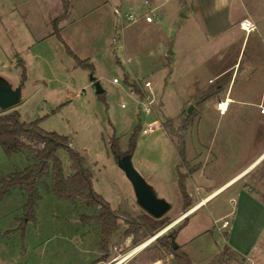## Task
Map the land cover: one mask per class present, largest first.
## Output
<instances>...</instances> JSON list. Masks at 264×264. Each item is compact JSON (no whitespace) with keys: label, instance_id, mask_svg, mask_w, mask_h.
<instances>
[{"label":"rangeland","instance_id":"374dc122","mask_svg":"<svg viewBox=\"0 0 264 264\" xmlns=\"http://www.w3.org/2000/svg\"><path fill=\"white\" fill-rule=\"evenodd\" d=\"M137 1L78 0L75 10L69 12L68 20L72 23L57 33L55 14L59 19L67 16L69 2L68 5L63 3L61 8L55 0H43V5L39 0H0V81L13 88L22 85L20 103L10 110L0 109V115L17 111L23 122L41 119L44 130L68 137L70 148L86 159L93 174V189L120 217L119 230L110 241L107 264H150L154 258L166 256V250L156 239L124 259L196 206L184 209L185 197L180 193L177 180L180 175L189 176L185 182L189 185L191 204L200 203L201 196H205L197 190L200 184H207L211 191L225 183L235 170L255 156L261 142L244 146L243 112L235 108L237 105H232L228 113L220 114L213 103L217 106L224 97L201 102V97L216 91L218 85L226 88L229 75L212 79L213 73L197 69L198 77L193 54L188 56L193 62L188 68L180 62L175 65L178 68L174 67L173 55L167 56L165 52L157 55L156 46L163 34L155 28L161 24L151 27L140 19L130 23L119 44L122 47L113 50L112 39L120 35V20L115 9L124 15L130 12L133 17H139L143 12L136 9ZM89 4L98 8L88 14ZM128 7L134 9L127 11ZM161 23L168 25L167 34L174 31L171 36L177 38L181 46L187 45L191 37L180 29L179 23L171 27L165 18ZM196 35L193 46L203 41L201 32ZM172 42L173 50L180 54L183 47H178L175 39ZM78 60L89 67L80 66ZM245 63L246 58L237 80L239 91ZM127 76L130 82L137 84L140 94H151L145 87L147 81L151 83L155 116L140 110V96L126 84ZM96 84L101 86L103 94L97 93ZM190 106L193 110L188 113ZM156 119L159 125L154 133L143 135L142 130L138 131L131 160L157 197L167 200L171 208L164 215L166 226L154 235L141 237L140 243L134 246L131 244L133 236L125 234L127 229L133 230L128 222L137 221L146 212L137 202L131 181L117 163L111 143L117 139L120 150L125 153L133 133ZM187 121L190 125L183 129ZM198 123H201L200 131ZM182 143L186 147V162L180 160L178 154ZM57 154L65 174H73L75 170L68 152L61 149ZM37 163L31 152L8 157L0 146L2 178L33 168ZM199 168H203L199 179L195 175L190 177ZM47 182L51 183V176ZM40 192L43 199L37 208L38 226L31 223L27 229L29 241L39 236L42 244L37 247L38 251L64 250L69 257H74L80 251L90 250L92 259L102 253V225L81 220L82 215H95L98 210L87 208L80 201L74 204L58 200L48 192L46 185L40 186ZM227 195L228 191L210 199L207 205L186 216L189 218L186 223L166 230L159 238L176 232L177 242L181 244L194 239L195 242L186 244L184 249L193 254L195 264H210L209 258L224 245L223 221L213 229L215 218L231 206ZM25 203L26 197L18 190L0 201V264H9L8 261L15 264L17 259L13 257L16 255L19 259L24 251L22 234H12L10 230L16 226V218L22 225ZM139 231L142 235L144 229ZM83 255L88 258V254ZM220 259L237 261L232 254ZM252 259L254 264H264V250H256Z\"/></svg>","mask_w":264,"mask_h":264},{"label":"crops","instance_id":"0c3cea01","mask_svg":"<svg viewBox=\"0 0 264 264\" xmlns=\"http://www.w3.org/2000/svg\"><path fill=\"white\" fill-rule=\"evenodd\" d=\"M39 1L43 5V0ZM64 1L69 2V5L66 4L68 5L66 9L68 11L66 13L67 16L59 19L60 16L55 14V20L58 19V21H55V26L59 31L63 30L68 23H72V20H68L69 12L75 10V3L78 0H55V3L57 2L61 7L65 3ZM121 1L123 3L124 0ZM137 2L138 4H135L136 9L143 12L139 14V17H142L144 13L150 10H154L157 15L153 24H147L142 20L146 25L155 27L161 24V27H156L155 29L159 34L165 36L162 35L158 41L156 46L157 55L162 52H165L167 56L173 55L174 67L178 68L177 66L180 62V64L183 63L188 68L193 66V62L188 59V56L193 54L196 66L195 72L198 77V73L201 71L213 73L212 79L229 75L226 88L218 85L217 90L212 93V98L224 97L225 100H222V102L229 100L227 113L232 109V105H237L239 108H235L242 110L245 147L249 145V142L255 144L257 141L256 143L258 144L261 141L258 151L254 154L255 156L250 158L242 168L235 170L231 178L225 183L211 191L206 187L207 184H200L201 187L197 190L202 192L200 195L205 194V196H201L202 201L200 203L193 202L197 204H191L189 200L190 206L186 208V201L184 200L185 210L190 209L193 205L197 206L202 203L200 207L194 210L196 211L207 205L210 199L228 191L226 200L231 206L215 218L213 229L215 230V227L219 226V221L229 222V227L223 229L228 233V239H225L224 234L222 235L224 245L216 254L209 258V263L237 264V261L242 262V259H244L243 264H254L252 258L255 251L264 250V113H262V109H264V0H138ZM58 5L56 4L55 8ZM89 5L87 8L88 14L96 11L98 8ZM133 9V7H128L127 11H132ZM164 18L169 20L171 27L177 26L179 23L180 29H184L191 37L186 41L187 45L184 46H181L177 38H174L177 41L175 44H178V47H183V49L181 48L182 51L178 52L180 53L178 55L172 46L174 39L171 34L174 31L171 34H167L165 29L168 25L165 26L161 23ZM245 19L252 21L256 25L255 31L247 33L241 29L240 22ZM196 32L202 33L203 41L199 42L201 47H199V43V46H193V42L197 41ZM193 34L195 37H193ZM203 34L205 37H203ZM204 55H206V58L203 57ZM245 58L244 75L241 78V84L243 85L242 89H240L241 91H239V89H236L237 80L239 79L240 68ZM240 61L241 64L239 66ZM209 65L211 68H209ZM216 67H219L217 71L215 70ZM197 69L200 71L198 72ZM221 103H218L217 106L213 103L218 111H220ZM220 114L224 113L220 111ZM200 124H197V130L199 131L201 130ZM202 171L203 168L195 169L193 175L190 177L195 175V178L198 180ZM188 177L185 176V179L187 180ZM179 178L177 179L178 188L180 189V193H182ZM184 184L186 193L189 196L188 192L190 190L187 189L189 185L186 182ZM112 209L114 210L113 207ZM190 211L189 213L186 212L188 213L186 216L193 212V210ZM186 213H183L181 217ZM186 216L176 219L167 230L186 223L189 219ZM15 220L16 226L10 232H13L12 234H22L21 241L24 247V251L20 253L19 259L16 255L13 257L17 259L15 264H107L110 253L103 260V256L106 254L102 250V253L95 255V259L89 256L90 250L87 253H85L86 251H80V254H75L74 252V257H69L70 254L64 250L38 251L37 247H40L42 244L39 236H35V241H29L27 235L29 224L32 223L33 226H38V218L36 223L24 221L22 225H20L21 223L18 218ZM19 227H23L24 229H20ZM163 231L165 232L166 230ZM173 242L188 256L191 263L195 264L193 254L184 249L186 244L194 243V239L181 244L177 242V238L175 237ZM226 245L230 247L231 253H233L237 261L229 262L224 260L217 263L216 259L222 254ZM83 254H88V258L86 259ZM8 263L14 264V262L9 261ZM116 264H121V262ZM150 264L177 263L172 254L166 253V256L162 258H154Z\"/></svg>","mask_w":264,"mask_h":264},{"label":"trees","instance_id":"16d2710c","mask_svg":"<svg viewBox=\"0 0 264 264\" xmlns=\"http://www.w3.org/2000/svg\"><path fill=\"white\" fill-rule=\"evenodd\" d=\"M67 4V2H65ZM58 21V19L56 20ZM56 32L59 29L55 26ZM82 67H89L84 61L78 60ZM91 69H94L90 65ZM25 77V76H24ZM126 84L131 90L140 95V90L135 82H130L129 76L126 77ZM104 93V92H103ZM102 93V94H103ZM101 95V94H100ZM212 93L202 96V103L212 97ZM42 120L37 119L33 122L26 123L21 120V116L17 111L10 114L0 115V146L8 157L18 155L23 152H31L34 154L38 163L33 168L16 172L8 177H0V201L13 195L18 190L26 197V203L23 207V222H34L37 220V208L39 202L43 199L40 192V186L46 185L49 193H52L58 200L68 201L70 203H80L90 209L98 210L95 215H82L81 220L84 223L98 222L102 225V241L100 243L101 250L106 254L103 260L110 253V241L119 230V215L114 211L110 203L93 189V174L87 166L86 159L75 149L70 148V139L55 132H48L41 127ZM183 129L187 128L190 121L185 122ZM188 123V124H187ZM129 139L128 150L123 153L115 139L111 143V149L117 163L126 156H132L137 144L138 131ZM64 149L68 152L72 162L74 173L66 175L63 163L58 156V151ZM180 160L186 162V147L182 143L179 148ZM51 176V183L48 184L47 178ZM181 191L186 201V208H189V196L185 189V176L180 175L179 178ZM129 226L133 228L125 231L126 236H133L132 245L137 246L142 238H147L160 231L167 224L166 217L156 219L148 213H144L137 221H129ZM24 229L23 227H19ZM140 229H144L142 235ZM24 234V230H23ZM176 237V232L158 238L157 242L166 250L167 254H172L177 264H192L188 256L182 252L179 246H172V242ZM225 239H228V233H224ZM231 253L228 245L224 247L222 254L216 259L217 263L224 261L221 256L227 257ZM229 261V260H227ZM244 262V259H242Z\"/></svg>","mask_w":264,"mask_h":264},{"label":"water","instance_id":"95a60500","mask_svg":"<svg viewBox=\"0 0 264 264\" xmlns=\"http://www.w3.org/2000/svg\"><path fill=\"white\" fill-rule=\"evenodd\" d=\"M96 88L98 94L104 92L99 84H96ZM21 90L22 85L13 88L8 83L0 81V109L10 110L16 107L21 101ZM192 110L193 106H190L188 108V113H191ZM118 164L131 181L137 202L141 208L156 219L162 218L170 210V203L157 197L153 189L134 168L130 155L122 157ZM163 232L164 231L155 235V240L158 239ZM172 246L176 247L175 242H172Z\"/></svg>","mask_w":264,"mask_h":264},{"label":"built area","instance_id":"2783aa9c","mask_svg":"<svg viewBox=\"0 0 264 264\" xmlns=\"http://www.w3.org/2000/svg\"><path fill=\"white\" fill-rule=\"evenodd\" d=\"M115 14L120 20V28H119L120 35L118 34L114 36L112 39V42L114 44L113 50L122 47L119 44L122 41L123 34H124V31L126 30V27L130 23L136 22L137 20L141 19L147 24H153L157 16L154 10H150L144 13L142 17H133L131 13H127L126 15H124L118 9H115ZM240 27L242 30H244L247 33H251L256 30V25L252 21L247 20V19L240 22ZM115 82H117V80H115ZM145 87L151 91V94L143 93L139 95L140 96L139 97L140 110L148 116H155V113H154L155 97L152 94L151 83L147 81L145 83ZM220 107H221V104H220ZM262 113H264V109H262ZM157 125H159L157 119L153 122H149L145 127H142L141 129L142 134L149 135V134L154 133L157 130ZM228 227H229V222L227 221H224L221 224L222 229H227Z\"/></svg>","mask_w":264,"mask_h":264},{"label":"bare ground","instance_id":"6f19581e","mask_svg":"<svg viewBox=\"0 0 264 264\" xmlns=\"http://www.w3.org/2000/svg\"><path fill=\"white\" fill-rule=\"evenodd\" d=\"M229 107V100H226V101H223L221 103V107L219 108V110L221 111L222 110V113H225V111L227 110V108ZM202 204V203H201ZM201 204L197 205L194 209H192L193 211L195 209H197L198 207L201 206ZM191 210V211H192ZM190 211V212H191ZM189 213V212H188ZM188 213H186L183 217L181 218H184ZM168 228H166L165 230H167ZM156 236H154L153 238H151L150 240L146 241L144 244H142L141 246L137 247L136 249H134L126 258L124 259H127L129 257H131L134 253H136L137 251H139L140 249L148 246L150 243H152L154 240H155Z\"/></svg>","mask_w":264,"mask_h":264}]
</instances>
